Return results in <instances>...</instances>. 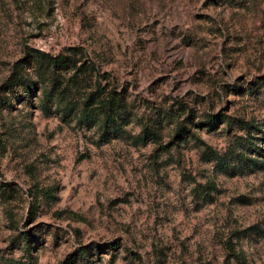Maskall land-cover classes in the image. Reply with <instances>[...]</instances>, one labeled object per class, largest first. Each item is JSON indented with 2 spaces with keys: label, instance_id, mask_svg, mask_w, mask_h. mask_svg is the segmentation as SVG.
Segmentation results:
<instances>
[{
  "label": "rangeland",
  "instance_id": "rangeland-1",
  "mask_svg": "<svg viewBox=\"0 0 264 264\" xmlns=\"http://www.w3.org/2000/svg\"><path fill=\"white\" fill-rule=\"evenodd\" d=\"M0 264H264V0H0Z\"/></svg>",
  "mask_w": 264,
  "mask_h": 264
},
{
  "label": "trees",
  "instance_id": "trees-1",
  "mask_svg": "<svg viewBox=\"0 0 264 264\" xmlns=\"http://www.w3.org/2000/svg\"><path fill=\"white\" fill-rule=\"evenodd\" d=\"M66 50H75L73 47H67L65 48ZM26 56H32L37 59V61L44 66L42 67L43 70H39L41 66L37 64V67L35 66V69L41 74V82L44 81H51L54 82L55 77L53 74V69H61V68H67L69 66H73V62L69 59L68 56L63 55V54H55L51 55L49 53H44L40 52L36 49L29 48L25 52V56L21 58L20 60L16 61L13 65V69L9 76L2 82V87L8 88L10 90L15 84L16 85H21L23 90H27L31 88L30 83L31 80L29 79L28 81H24L22 79V62H24ZM27 59V58H26ZM21 61V62H20ZM26 61V60H25ZM45 67V68H44ZM78 69V67L76 66ZM76 69V70H77ZM96 88L97 90H102V87H100V84L97 82L96 83ZM46 91V90H45ZM102 92V91H101ZM122 107L121 105V98L113 92V90H109L104 97H101L99 100V103L96 107L92 109H86L83 108L80 112L83 115L84 119H87L89 117H96L98 120L101 121L102 125H106L114 120V116L118 114V110ZM89 116V117H88ZM215 114H211L210 118L214 117ZM183 127L178 124L176 129H175V136H178L181 134ZM255 161V160H254ZM260 162V161H256ZM88 251V246H82L76 249V252L79 253L81 256L85 255ZM232 254L237 257V254L232 251Z\"/></svg>",
  "mask_w": 264,
  "mask_h": 264
}]
</instances>
